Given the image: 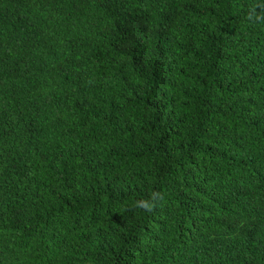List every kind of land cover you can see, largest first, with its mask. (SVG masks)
Listing matches in <instances>:
<instances>
[{
  "label": "trees",
  "instance_id": "1",
  "mask_svg": "<svg viewBox=\"0 0 264 264\" xmlns=\"http://www.w3.org/2000/svg\"><path fill=\"white\" fill-rule=\"evenodd\" d=\"M0 264H264V0H0Z\"/></svg>",
  "mask_w": 264,
  "mask_h": 264
},
{
  "label": "clouds",
  "instance_id": "2",
  "mask_svg": "<svg viewBox=\"0 0 264 264\" xmlns=\"http://www.w3.org/2000/svg\"><path fill=\"white\" fill-rule=\"evenodd\" d=\"M249 19H251V16H249ZM163 199V194L158 191H153L150 194V197L144 200H140L136 202V207L141 208L149 213L154 211V209L157 207V201Z\"/></svg>",
  "mask_w": 264,
  "mask_h": 264
}]
</instances>
